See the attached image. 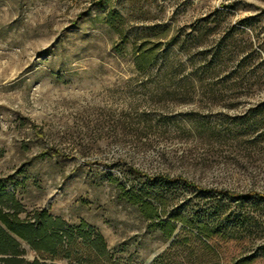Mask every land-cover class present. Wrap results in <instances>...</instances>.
<instances>
[{"label": "rangeland", "instance_id": "obj_1", "mask_svg": "<svg viewBox=\"0 0 264 264\" xmlns=\"http://www.w3.org/2000/svg\"><path fill=\"white\" fill-rule=\"evenodd\" d=\"M0 195L109 249L26 263L264 264V0H0Z\"/></svg>", "mask_w": 264, "mask_h": 264}, {"label": "trees", "instance_id": "obj_2", "mask_svg": "<svg viewBox=\"0 0 264 264\" xmlns=\"http://www.w3.org/2000/svg\"><path fill=\"white\" fill-rule=\"evenodd\" d=\"M160 49L161 45L158 41L147 42L143 46L139 52L141 55L139 59L148 62L143 71L150 68L158 60L157 54ZM163 180L172 182L170 177H163ZM124 195L125 199L128 198L134 206L139 207L143 218L150 222L156 220L161 222L162 215L166 213L169 204L167 200L161 198H157L156 202H153L145 197L127 194L126 192ZM226 195L230 197L233 194L228 193ZM22 213L23 208L14 196L0 195V256H3L0 257V264H48L39 259L33 263L24 262L21 259L24 252L20 251V243L15 237L28 243L41 256L49 255L56 258L60 251L67 250L69 246L75 245L78 240H82L99 259L106 260L109 258V249L104 237L86 225L83 224L79 228L70 227L63 219L51 216L48 211H37L33 216L26 219L20 217ZM175 221L182 222L185 226L197 230L199 235L207 241H211L218 234L209 224L196 225L182 217H176ZM161 226L165 231V237L169 240L173 239L177 232L176 226L171 222H161Z\"/></svg>", "mask_w": 264, "mask_h": 264}]
</instances>
